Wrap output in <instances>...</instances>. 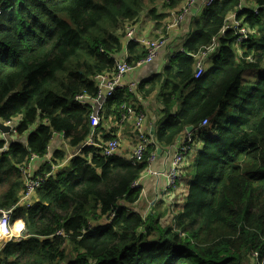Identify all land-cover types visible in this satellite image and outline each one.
<instances>
[{
  "label": "trees",
  "instance_id": "obj_1",
  "mask_svg": "<svg viewBox=\"0 0 264 264\" xmlns=\"http://www.w3.org/2000/svg\"><path fill=\"white\" fill-rule=\"evenodd\" d=\"M184 1L0 0V121L20 118L18 139L0 140V149L7 144L0 153V209L13 208L19 199L17 166L31 155L42 157L54 134H63L71 148L88 137L91 109L77 98L94 97L92 79L113 71L123 26L135 24L143 12L159 23L164 18L156 15L159 3L173 11ZM241 1L215 0L204 7L191 20L177 80L165 69L145 91L156 83L170 88L163 96L166 113L175 90L181 97L194 84L182 96V116L169 117L159 144L171 146L187 126L197 129L204 119L212 130L199 133V162L185 178L188 192L173 226L162 225L166 212L159 205L145 217L118 207L139 201L140 190L130 187L157 147L133 164L101 157L88 146L37 190L36 203L14 209L11 223L19 225L20 237L3 245L0 264H63L70 250L75 257L68 264H247L254 254L264 264V0H250L257 15L248 9L237 14L256 30L239 48L240 56L232 31L219 36ZM214 38L213 68L195 81L194 56ZM128 51L129 65L145 57L136 43ZM130 100L129 93L118 91L107 101L106 118L117 122L120 107ZM53 156L61 160L64 153ZM113 211L107 226L89 230L90 222Z\"/></svg>",
  "mask_w": 264,
  "mask_h": 264
},
{
  "label": "built area",
  "instance_id": "obj_2",
  "mask_svg": "<svg viewBox=\"0 0 264 264\" xmlns=\"http://www.w3.org/2000/svg\"><path fill=\"white\" fill-rule=\"evenodd\" d=\"M198 0H185L182 4L181 9L176 12L175 10L167 13L166 10L165 16H168V19L164 21L162 19L163 26L161 32L158 33L155 39L145 38L143 37V30L140 26L135 24L124 25L122 28L123 39L126 43H136L138 44L145 52V57L135 63V65L127 64L126 60H121V57L117 55L114 60V69L111 73L105 74L103 76H97L92 79V82L95 84L99 80L101 81L102 87H97V93L94 97H91L88 94H83L77 98L78 102L82 105L83 98L88 97L91 101V105L89 106L91 109V113L89 119L91 121V129L88 137L77 147L71 148L68 144V141L64 138L63 134H54V136H59L62 139V143L65 147H69V151L64 153V157L59 160L53 156V153H50V144L48 145L45 154L42 158L45 161L49 170L44 171L41 174H33L31 171V163L38 159L39 156L31 155L29 161L27 163L21 164L17 166V169L20 173V178L23 184V188L21 190V196L16 203V205L8 210L0 209V242L2 244L7 243L9 241H13L15 238L12 228H11V215L16 208H28L37 202L36 193L37 190L40 189L43 184L50 178H55L59 171L68 166L70 161L79 157L84 148L91 146L95 150V154L104 157H119L126 161H129L133 164H139L143 162L144 154L146 153L149 147L156 148V142L153 139L151 127L147 125L145 114L139 109V107L131 101V104L122 105L120 107V115L117 124L119 126L123 124H129L132 127L133 131V142L131 147L129 148V152L126 155L121 153L122 147L121 142L118 138H111L104 143H98L95 141V133L97 128L100 126V122L102 121L103 115L106 110L107 101L113 97L118 91H126L131 95V98L137 97L139 94L138 84L134 81L124 83V78L130 74L135 69H140L147 64L152 63L155 58L158 56L159 51L167 44L169 41L168 32L174 28H178L182 25L185 18L190 13L191 8ZM215 0H203L204 7H208L212 5ZM244 2H242L237 11L231 13L225 19V24L222 27V30L219 33V36H223L225 31H232L235 35V44L237 46H241L246 43L250 39V32L246 25H243L240 21H237V14L242 12L245 8ZM252 11L255 15L258 14V7H252ZM149 19L151 17L148 16ZM234 23H239L237 26H234ZM240 31L244 34H241ZM218 45L217 38L213 39L211 46L206 49L205 52L199 54V58L196 56V66H195V78H200L203 75L204 61L208 54L213 53ZM182 54L186 53L183 49L180 50ZM195 58V56H194ZM4 123V122H3ZM11 127V132L16 133V125L17 123H4ZM209 126L208 119H204L200 122L198 129L199 131H205ZM53 136V137H54ZM58 137V138H59ZM11 140V139H8ZM194 140L191 136V133H186L185 138L179 142L175 150L173 151V155L171 158V162L169 165L168 172L166 174L167 181V189L172 193L181 192L180 181L182 170L185 164H187L186 158L188 154L193 150ZM7 151V144L4 145L2 149H0V153ZM157 150H155L152 154H150L148 158V163L152 162L156 159ZM141 175V174H140ZM140 176L138 179L133 181L131 184V189H139ZM180 195V194H179ZM118 207L126 209L128 212L134 214L135 212L128 209V205L125 202H119ZM115 212L113 211L107 220L111 222L114 218ZM90 228V224H89ZM91 230V229H89ZM255 264H263L259 262L258 255H253Z\"/></svg>",
  "mask_w": 264,
  "mask_h": 264
},
{
  "label": "crops",
  "instance_id": "obj_3",
  "mask_svg": "<svg viewBox=\"0 0 264 264\" xmlns=\"http://www.w3.org/2000/svg\"><path fill=\"white\" fill-rule=\"evenodd\" d=\"M245 4L251 8L254 6V3L250 0H246ZM182 4L175 9L177 12L181 9ZM204 10L203 0H198L193 7L190 10V13L185 18L182 25L178 28H174L168 32V38L169 41L167 44L159 51L158 56L155 58V60L145 65L144 67L140 69H135L130 74H128L124 78V83H128L131 81H134L138 84V96L134 99L131 98L132 102H134L139 109L145 114L147 125L151 127L153 139L156 142V149L157 152L161 150L160 153H157L156 159L152 162L148 163V166L143 170V172L140 175V183H139V190H140V197L139 201L136 204L128 205V209L134 211L135 213H139L142 217L147 216L150 214V212H153V209L155 205L161 206L162 210H165V215L161 219V223L166 218H170V226H173L174 220L176 217V214L183 208L185 199L187 196V188L185 186V178L188 177L192 172L195 171V166L199 162V154L202 151L203 143L200 140L199 129H194L192 127L190 131L187 132V128L181 132L179 136H177L174 139V142L171 146H165L162 144H159L157 141L158 136L167 129L169 122H170V116L172 118L177 116H182L183 108H184V102L182 96H187L191 92H193V85L191 84L186 90H184L181 94V97H179V94L177 93L178 90L176 89L174 93H176L173 97V105L170 107L167 112L165 113V104H164V98L163 96L170 93L171 90L168 87L162 86L161 83L155 84L153 89L149 93H145V91L149 90L152 86L153 80H155L156 77L162 76L163 72L166 69V75L167 77L171 78L173 81L177 80V76L175 75L176 72H178V59L180 56H183L181 49L184 50V44L189 40V38L192 36V33L189 29L191 20L194 18L199 19L202 11ZM170 11H167V13ZM166 9L161 8V6L157 5L156 7V15L157 16H165ZM170 21L168 19V16L166 15L164 18V21ZM160 21L157 23L156 21L149 19L146 13H143L139 19V21L136 22L137 26H140L143 30V37L145 38H153L158 35L159 32H161L163 22ZM128 25V24H126ZM190 32V33H189ZM216 39V38H215ZM122 48L120 53L118 54L121 57V60H127L129 57V51H128V43L125 42V40L121 39ZM141 48V47H140ZM236 54L238 56L241 55L240 52H238L236 49H234ZM185 51V50H184ZM186 52V51H185ZM185 54V53H184ZM187 54V52H186ZM213 53H210L206 56L204 61V68H203V76L208 74V72L213 68L214 65V57L212 56ZM195 64L193 65L192 72L194 75V80L197 81L199 79L195 78V66H196V56H195ZM200 78V79H201ZM95 88L102 87L101 81L99 80L95 84ZM83 103L85 105H91V101L88 97L83 98ZM19 117L15 118L13 120L14 123H18ZM2 122V121H1ZM3 123V122H2ZM5 123V122H4ZM44 123V122H43ZM36 129V125L29 128V132H33ZM209 133H212V130H210V127L206 129ZM186 133H191V136L194 140V146L193 150L188 154L186 161L187 164L184 165L181 175V181H180V188L181 192L178 193H172L167 189V181H166V174L169 169V165L171 162V158L173 155V151L177 147L180 141H182ZM29 134H26V137ZM7 135H4L2 132H0V140H8ZM59 136H54L50 142V153L56 152V151H63L66 152L69 151V147H65L62 143V139ZM95 141L98 143H104L106 140H109L111 138H118L121 142V153L123 155H126L129 152V148L132 145L133 142V131L132 127L129 124H123L119 126L117 122L113 121L112 117L106 118V110L103 115L102 121L100 122V126L97 128L95 133ZM109 138V139H106ZM106 139V140H105ZM46 164L42 157H38V159L34 160L31 163V171L33 174H41L44 171H46ZM1 191V188H0ZM21 191L19 192V196H21ZM180 194V195H179ZM37 201L38 196L36 193ZM110 222L107 220L106 217H103L99 220L90 222V229L96 230L98 228L105 227ZM163 225V223H162ZM12 232L14 234V240L19 239L20 237V228L17 223H11ZM5 244V243H4ZM0 242V252L3 249V245ZM75 255L70 250L69 254L67 255V258L63 264H68L74 259ZM247 264H255L254 260L249 258V261Z\"/></svg>",
  "mask_w": 264,
  "mask_h": 264
},
{
  "label": "rangeland",
  "instance_id": "obj_4",
  "mask_svg": "<svg viewBox=\"0 0 264 264\" xmlns=\"http://www.w3.org/2000/svg\"><path fill=\"white\" fill-rule=\"evenodd\" d=\"M158 5H161L160 3L158 4ZM176 11V10H175ZM177 12V11H176ZM143 13H146V12H143ZM243 16H241V17H238L237 16V21H240L241 23H243V25H246L245 23H244V19L242 18ZM239 23H234L233 25L234 26H237ZM222 30V29H221ZM220 30V31H221ZM256 31V30H255ZM255 31H251L250 29H249V32H250V36L251 35H253L254 33H255ZM245 32H247V31H245ZM244 32V33H245ZM240 33L241 34H244V33H242L241 31H240ZM234 34V33H233ZM235 36V35H234ZM156 37H153L152 39H155ZM241 46H237L236 44H235V42H234V48L238 51V52H240L241 53V50H239V48H240ZM197 57L199 58V55H197ZM197 62V61H196ZM7 136H9L8 137V139H11L12 141H15V139H18V137L19 136H17V133H12L11 135H7ZM24 137H25V135H24ZM170 221H171V219L170 218H166L165 220H163L162 221V223H163V226H166V225H169L170 224Z\"/></svg>",
  "mask_w": 264,
  "mask_h": 264
},
{
  "label": "water",
  "instance_id": "obj_5",
  "mask_svg": "<svg viewBox=\"0 0 264 264\" xmlns=\"http://www.w3.org/2000/svg\"><path fill=\"white\" fill-rule=\"evenodd\" d=\"M192 127H188L186 130L187 132L190 131ZM0 132H2L4 135H8L11 132V127L8 125H5L0 121ZM161 150H159L157 153H160Z\"/></svg>",
  "mask_w": 264,
  "mask_h": 264
},
{
  "label": "clouds",
  "instance_id": "obj_6",
  "mask_svg": "<svg viewBox=\"0 0 264 264\" xmlns=\"http://www.w3.org/2000/svg\"><path fill=\"white\" fill-rule=\"evenodd\" d=\"M242 2H244L243 4H244V6H245L246 9H248V10H252V7L249 8V7L245 4L246 0H245V1L242 0L241 3H242ZM254 6H256V5H254ZM254 6H253V7H254ZM244 10H245V9H244ZM244 10H243V11H244ZM8 135H9V134H8Z\"/></svg>",
  "mask_w": 264,
  "mask_h": 264
}]
</instances>
